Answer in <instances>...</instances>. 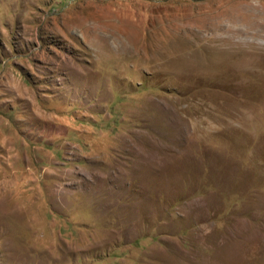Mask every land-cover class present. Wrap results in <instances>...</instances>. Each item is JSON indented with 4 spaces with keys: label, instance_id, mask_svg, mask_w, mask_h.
<instances>
[{
    "label": "rangeland",
    "instance_id": "374dc122",
    "mask_svg": "<svg viewBox=\"0 0 264 264\" xmlns=\"http://www.w3.org/2000/svg\"><path fill=\"white\" fill-rule=\"evenodd\" d=\"M0 264H264V0H0Z\"/></svg>",
    "mask_w": 264,
    "mask_h": 264
}]
</instances>
